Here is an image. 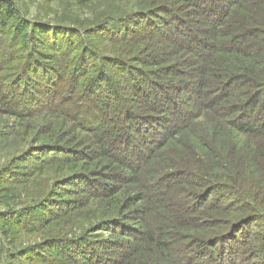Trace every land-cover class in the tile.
I'll list each match as a JSON object with an SVG mask.
<instances>
[{
    "label": "trees",
    "instance_id": "trees-1",
    "mask_svg": "<svg viewBox=\"0 0 264 264\" xmlns=\"http://www.w3.org/2000/svg\"><path fill=\"white\" fill-rule=\"evenodd\" d=\"M67 1L90 23L0 12V116L40 164L0 179V264H264V0Z\"/></svg>",
    "mask_w": 264,
    "mask_h": 264
},
{
    "label": "rangeland",
    "instance_id": "rangeland-1",
    "mask_svg": "<svg viewBox=\"0 0 264 264\" xmlns=\"http://www.w3.org/2000/svg\"><path fill=\"white\" fill-rule=\"evenodd\" d=\"M11 2L15 5V8H18L17 11L26 19L34 22V23H43V24H50L51 25H58L59 20L62 17H68L74 15L77 19H79L83 25H87L90 23L89 18L92 15V11L89 8H81L80 6L75 5L72 1L67 0H0V12L2 7L5 3ZM13 21H11L12 23ZM65 24H60L63 26ZM67 26H72V23L67 22ZM66 28V26H64ZM4 32L5 29H2ZM14 120L10 116H0V179H4L6 175V171L12 170V173H20V171H25L28 167H32L37 169V165L39 161L35 162V159L31 155L28 156L27 161L20 162L25 158L26 151L30 148V146H34V142L31 141L32 139L27 136L26 128L17 125L15 128L12 129L14 126ZM18 128V129H17ZM39 144V143H37ZM32 153V152H31ZM33 153H39L37 151H33ZM32 163V165H31ZM10 168V169H9ZM20 168L21 170H19ZM40 169V168H38ZM49 170V172H48ZM19 171V172H18ZM39 171V170H38ZM43 174L40 175V179L34 180V183L25 184L31 192L38 193V191L44 190L47 188V185L51 183V179L53 177H60L54 176L55 174L52 172L50 168L44 169ZM3 174V176H2ZM20 178H24L23 175H19ZM7 180H0V211L6 209V206L2 204V201L5 202L10 200L14 202L18 207H21L23 203H25L24 195L17 196L12 195L17 191H22V188H19L18 185L9 184ZM27 183V182H26ZM41 189V190H40ZM174 212L179 215L182 212L181 203L174 207ZM3 209V210H2ZM260 220H256V224L259 226ZM262 223V221H261ZM257 226H254V230ZM38 241L39 236L37 234H31L27 236L23 242L22 246H28V243H33V241Z\"/></svg>",
    "mask_w": 264,
    "mask_h": 264
}]
</instances>
